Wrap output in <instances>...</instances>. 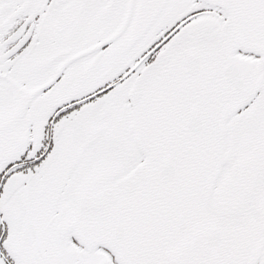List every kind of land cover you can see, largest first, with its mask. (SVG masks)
<instances>
[{"label": "snow or ice", "instance_id": "6c2138e0", "mask_svg": "<svg viewBox=\"0 0 264 264\" xmlns=\"http://www.w3.org/2000/svg\"><path fill=\"white\" fill-rule=\"evenodd\" d=\"M0 264H264V0H0Z\"/></svg>", "mask_w": 264, "mask_h": 264}]
</instances>
